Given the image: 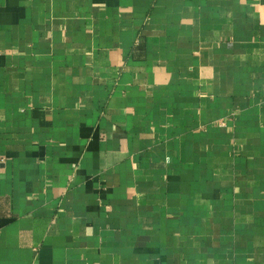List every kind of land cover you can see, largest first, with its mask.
I'll return each instance as SVG.
<instances>
[{
    "label": "crops",
    "instance_id": "1",
    "mask_svg": "<svg viewBox=\"0 0 264 264\" xmlns=\"http://www.w3.org/2000/svg\"><path fill=\"white\" fill-rule=\"evenodd\" d=\"M0 264H264V0H0Z\"/></svg>",
    "mask_w": 264,
    "mask_h": 264
}]
</instances>
